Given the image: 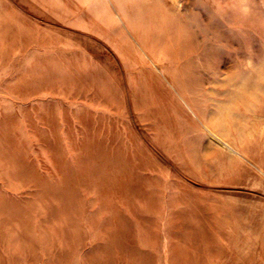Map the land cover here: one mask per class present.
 Returning <instances> with one entry per match:
<instances>
[{"label":"rangeland","instance_id":"1","mask_svg":"<svg viewBox=\"0 0 264 264\" xmlns=\"http://www.w3.org/2000/svg\"><path fill=\"white\" fill-rule=\"evenodd\" d=\"M0 264H264V0H0Z\"/></svg>","mask_w":264,"mask_h":264},{"label":"bare ground","instance_id":"2","mask_svg":"<svg viewBox=\"0 0 264 264\" xmlns=\"http://www.w3.org/2000/svg\"><path fill=\"white\" fill-rule=\"evenodd\" d=\"M138 45V44H137ZM141 66V65H140ZM245 83V82H244ZM184 94H185V92H184ZM188 101V100H187ZM195 114H196V112H194ZM184 114V113H183ZM201 122V121H200ZM201 123H203V122H201ZM216 138H217V136H216ZM220 141V140H219ZM217 142H218V139H217ZM226 144V143H225ZM221 145V144H220ZM139 189V188H138ZM140 192V191H139ZM123 198V197H122Z\"/></svg>","mask_w":264,"mask_h":264}]
</instances>
